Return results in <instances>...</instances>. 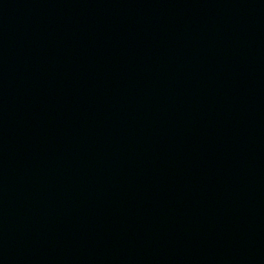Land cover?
Wrapping results in <instances>:
<instances>
[{
  "label": "water",
  "instance_id": "95a60500",
  "mask_svg": "<svg viewBox=\"0 0 264 264\" xmlns=\"http://www.w3.org/2000/svg\"><path fill=\"white\" fill-rule=\"evenodd\" d=\"M0 264H264V0H0Z\"/></svg>",
  "mask_w": 264,
  "mask_h": 264
}]
</instances>
